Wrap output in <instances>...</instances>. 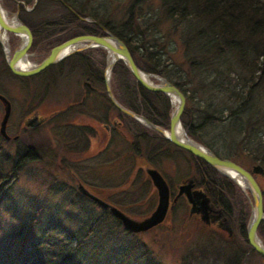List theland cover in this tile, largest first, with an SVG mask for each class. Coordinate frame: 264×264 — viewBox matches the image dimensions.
I'll use <instances>...</instances> for the list:
<instances>
[{
  "label": "rangeland",
  "instance_id": "1",
  "mask_svg": "<svg viewBox=\"0 0 264 264\" xmlns=\"http://www.w3.org/2000/svg\"><path fill=\"white\" fill-rule=\"evenodd\" d=\"M14 1L0 0L1 8L6 12L7 17L11 18L12 15L16 13L17 19L20 21L22 19L24 21L33 20L34 23H38V26H40V29L37 30L40 35L37 36L36 34L31 39V45L27 54V60L30 63L40 60L48 53L50 47L75 36L79 31L87 30L85 28H95L98 29L97 34L101 33V29H99L95 23L89 22V19H91L89 15H85V21L77 20L65 26V20L63 19L64 12L61 10L58 11V5H53L50 10L51 12L46 13V15H41L35 14L34 12L32 13V10L30 11L32 8L31 4L34 0H27V2H24L23 6L27 10H24L21 5H16ZM128 2L129 0H99L95 5V10L98 11L99 14L107 12L109 15H104L105 17L115 15L114 19L119 22L122 19L123 10L126 5H128ZM157 6V0H146L143 5L144 9L141 10L146 16L144 21H146V18L149 17L150 14L145 8H151L155 11ZM53 9L57 12H52ZM24 21L23 23L26 25ZM52 22H54V24H52ZM41 23L47 26L45 25L42 27V25H40ZM5 37L10 51L13 48H17L21 43L19 36L14 33H6ZM87 50H91V55H93L94 60L93 67L97 68L101 81V77L104 75L105 65L107 64L106 52L101 47L86 48L80 52L87 53ZM70 56L72 55L70 54ZM72 59L74 58H69V56H67L62 62L68 63ZM119 62L121 61H117L110 70L109 86L110 89L114 88V92L117 96L123 97L122 88L119 85L124 78L122 73H119L120 69L123 67ZM7 71L6 67L3 68L0 64V91L4 92V95L9 99L11 107L5 126V133L8 138L5 139L0 134V174H2L0 175V184L3 185V188L9 187V191L5 192L4 190V198L0 203V259H5L3 260L6 262L5 264L9 263L6 259H12V255L9 254L10 250L15 253L20 248H30V242L28 240L26 243L20 242L21 233L17 230L20 222L18 219L14 220L13 215L16 217L18 214L22 215L25 212L28 214L25 218L27 220L26 223L29 224V220L31 221L29 215L31 211H33V207L30 208V210L28 209L31 204L37 207L39 204L43 203L41 221L44 222L40 224H38L40 221L34 223L32 229L29 228L30 225L24 226L27 227L29 233H31V231L35 233L40 232L44 224L52 221L62 224L68 230L73 231L75 225L68 222L67 218L68 216L71 217L75 210H79V212L85 215L87 213L91 220L95 219L97 221L98 218L101 217V207L90 201L88 197L76 187L74 188L73 184L79 183L84 189L88 190L86 186L89 185L88 183H101L100 178L104 171L100 170L93 172L97 163L95 157H90V155L102 148L103 140L106 139L103 130L104 127L101 124L97 121H93L89 116L83 115L84 117H82V115L76 111H72L73 113L68 111L65 117H68L71 113L69 117L74 116L73 121L75 123H88L91 125L95 131L93 137H89L87 132L83 131V133L81 131L82 129H77L75 127L64 129L63 131L62 127L59 126L58 120H60V118L58 117L56 119L57 123H55L56 126L50 127V123L52 122H47L44 123L42 127H39L45 121L44 118L47 119L53 110L62 108L67 102L72 103L79 96L80 78L78 74L75 73V68L72 75H64V77L60 75L57 76L53 73V78H50L51 80L48 81L49 84L43 88L37 84L40 80L33 82L31 94L13 89V84H9L10 77H7L9 76ZM39 75L38 78L47 76V74ZM4 81L5 83H3ZM115 81L119 87L116 88V90L113 86V82ZM153 81L156 82L155 79ZM95 85L103 89L102 83L99 85L95 82ZM103 94L105 95L104 92ZM102 98L101 95L97 94L95 103L97 105L101 104ZM167 102L169 106L167 113L169 114L173 109V105L168 96ZM85 107L87 108L86 104ZM31 108H35L33 111H37L38 115H36V113L31 114L32 112H29L32 111L30 110ZM94 112L98 114V111ZM2 113V104H0V119ZM35 116L37 120L34 121L36 122L34 126H27L26 122ZM138 124L140 125V123ZM206 130L208 132L207 134L204 132ZM194 132H196V137H191L186 134V132L185 134L198 144H202V146H205V143L209 145L212 144L213 149L219 152L224 151L221 142L217 140V132H214L213 129L209 130L207 127L204 130H195ZM61 135L63 137H61ZM86 136L89 137V149L79 152L84 142L82 140H84ZM224 144H226V142ZM111 149L112 146H109L108 153ZM116 149L117 148H115V152ZM75 151H77L79 159L75 158ZM25 155L32 159H24ZM221 156L224 155L221 154ZM232 156L235 157L233 159L230 157L226 158L235 161L245 169H249L252 165L258 164L244 154L234 153ZM17 161L23 162L22 164L20 163V166L18 164V166L15 167L16 172L14 175L9 174L11 172L9 170L13 169V162L17 163ZM130 162H132V159H130ZM77 166L78 169H76ZM67 167H70L76 173L79 172L81 175L79 173L77 174L81 181L84 180L85 183L83 181H78L76 178L73 182ZM130 167L131 164L127 163L128 176L131 172ZM135 167H140V170H144V168L153 166L147 162H141V160L138 159L134 168ZM110 171L107 170L106 172L108 173ZM215 171L221 174L222 177L227 178L224 179L219 175H215L222 185H225V189H221L220 193H222V195L224 194L223 197L226 199L227 203H225L228 206V214L233 221V226H237L235 221L239 220L241 216L245 218L246 225L251 209V197L248 190L246 188L242 189L224 174L217 170ZM184 172H186V170L182 167L181 173L176 172L174 176L170 174L169 176H165L166 181L170 183V187L173 186L176 189L177 185H180L182 181L188 179L185 178L187 173L183 174ZM254 178L258 186L263 190L262 196L264 200V175L255 174ZM134 191L135 192L128 191L127 194H115L111 197L105 196V198L109 200L105 202L110 204V201H112L118 205L124 204L125 206H123L122 209L117 208L134 219H141L154 209L157 201V193L155 190H151V192L150 189L146 192V190L142 188ZM89 192L95 195L94 191ZM99 198H101L102 201L105 199L104 197ZM13 209L14 211L12 212ZM75 213L77 214V211ZM187 213L188 207L185 208L182 207V205L174 208L171 207L160 223L138 232L125 229L117 219H115L116 223L113 224V220L108 217V219H106L107 221H102V224L103 229H108L109 227V235L102 239V241L95 243L93 241L90 246H86L84 251L86 253L88 252L89 255L87 256L90 260H88L86 256H83L84 259L86 257L85 264H236V262H239L238 264L242 262L245 264H264V260H261V256L257 253H248L247 250H238V248H235L232 244H228L227 240L223 242L225 234H215V238H213V247L204 250L203 246L206 244V237L204 234L205 227L196 218H188ZM39 225H41V228ZM235 236L238 238L239 246H242L245 241L240 236V233L238 232V235L235 234ZM257 236L264 245V227H262V223L257 227ZM222 242L225 244L224 248L218 246ZM95 245L100 250V253L97 252L98 255H93L91 252V247L94 249ZM221 251L224 252L218 253ZM143 252L144 255L147 256L141 258ZM2 256L5 257L1 258ZM234 259L236 262H234ZM105 261H107V263Z\"/></svg>",
  "mask_w": 264,
  "mask_h": 264
},
{
  "label": "trees",
  "instance_id": "2",
  "mask_svg": "<svg viewBox=\"0 0 264 264\" xmlns=\"http://www.w3.org/2000/svg\"><path fill=\"white\" fill-rule=\"evenodd\" d=\"M62 1L78 15H89L121 39L141 70L166 78L182 92L185 105L180 122L186 134L196 137L195 130L213 129L224 150L219 152L213 149L212 144L205 143L215 155L233 159L234 153L244 154L264 171V0H157L155 11L145 8L150 12L146 21L141 11L146 0H129L119 22L114 19L115 15L105 17L109 15L107 12L99 14L95 10L99 0ZM53 5H58V11L64 12L65 26L77 21L56 0H36L31 12L46 15ZM52 12L57 11L53 9ZM24 22L33 36L40 35L38 23L33 20ZM40 25L45 26L43 23ZM97 30L89 31L97 33ZM75 57L73 54L69 58L74 59L68 63H63V59L41 73L48 72L51 76L58 73L62 77L72 75L76 67ZM119 64L123 67L119 71L124 76L119 83L123 97L117 96L114 88H111L116 100L153 123H161L169 110L167 96L143 88L125 65L122 62ZM100 83L97 81V84ZM113 86L115 90L119 88L116 81ZM101 96V107L118 111L109 103L103 91ZM120 116L139 125L126 115L120 113ZM204 132L208 133L207 130ZM24 159L29 160V157L25 155ZM22 162H13L9 174L14 175L15 167ZM206 173L214 186L220 183L215 175L222 177L221 174L211 168ZM224 186L222 189H225ZM4 190L9 191V187L3 188L0 184V203ZM223 196V206L226 207ZM30 208L33 211L29 215V224L26 223L28 214L25 212L16 217L13 215V219L20 222L17 228L21 233L20 242L26 243L28 240L30 248L23 247L15 253L10 250L12 259H6L8 264H85L86 257L90 260L88 252L84 251L86 246L93 241H102L109 235V227L103 229L102 221L110 217L112 223H116L105 209L101 210V217L97 221L89 219L87 213L85 215L75 210L67 218L75 225L73 231L52 221L44 224L40 232L29 233L24 226L30 225L32 229L34 223L44 222L41 221L43 203L37 207L31 204ZM261 223L264 227V221ZM235 224L243 237L245 218L241 216ZM99 251L96 245L94 249L91 247L93 255ZM141 255V258L147 256L144 252ZM83 256H86L85 259ZM3 260L0 259V264L6 263Z\"/></svg>",
  "mask_w": 264,
  "mask_h": 264
},
{
  "label": "flooded vegetation",
  "instance_id": "3",
  "mask_svg": "<svg viewBox=\"0 0 264 264\" xmlns=\"http://www.w3.org/2000/svg\"><path fill=\"white\" fill-rule=\"evenodd\" d=\"M14 2L16 3V5H21L24 10H27L23 6L24 2H27L26 0H15ZM31 5H33V3ZM33 7L30 9V11L33 9ZM3 13L7 19H10L9 17H7V14L4 10H3ZM80 16L86 17L82 15ZM76 19L78 21H85V20H80L77 17ZM89 22H92V21H89ZM26 26L28 27L27 24ZM85 29L87 30L79 31V33L76 34L75 36L82 35V34H97L95 32L89 31L90 28H85ZM6 33H10V32H5V35ZM32 38H33V35L31 33V39ZM5 48L7 49V51H5ZM29 48L22 58L27 59ZM86 48H95V47H85L84 49ZM15 49L16 48H13L10 51V48L8 47L7 42L6 41L2 42L0 38V64L2 65L3 68L6 67V71L8 70L7 73L9 76L7 77H10L9 84L11 83L13 84V89H16V91H21L23 93L26 92V93L31 94L33 90L32 83L38 80L40 81H38L37 84H39L41 88L46 87V85L49 84L48 81L51 80L50 78H53V76H51L52 74L45 72L47 76L38 78L40 76L39 74L43 72L48 66L53 65L55 63L50 64L46 66L45 68H43L42 70L36 73H33V74H29L25 76L15 75L8 69L7 64H6V61L8 59H11L12 53ZM84 49H80L73 53L76 55L75 73L78 74L80 78V82H79L80 87L78 91L79 96L72 103L67 104L66 107L53 110L49 114V117L47 119L43 117L45 121L39 127H42V125L47 122H52L50 123V127L56 126L55 123H57L56 119L58 117L60 118V120H58L59 126L62 127L63 131L64 129L75 127L77 129H82L81 130L82 132L83 131L87 132L89 137H93L94 132H95L94 128L88 123H75L73 121L74 116L69 117L70 114L73 113L72 111H76L77 113L81 114L82 117H84L83 115L89 116V118H91L93 121H97L99 124H101L104 127L103 130L105 132L106 139L103 140V147L98 149L94 154L90 155V157L92 156L95 157L96 163H97L93 172L100 171V170L104 171L100 178L101 183H96V184L88 183L89 185L84 184L87 186V189L91 192L94 191L95 196L97 195L98 198L99 197L105 198V196L111 197L115 194H123V193L127 194L128 191L135 192L134 190L139 189V188L146 190V192H148L149 189L150 191L151 190L156 191L155 187L151 183V180L149 179L148 175L145 172L146 168H144V170L143 169L140 170V167L134 168L136 161L140 159L141 162H147L148 164H151L160 173V175L166 182L167 189L169 191L168 193H169V203H170L169 207L166 210V213L171 207L174 208L179 205H182V207H185V208L188 207V213H187L188 218H192V217L196 218L205 227L204 234L206 237L205 238L206 244L205 246H203L204 250L213 247V242H214L213 238H215L214 237L215 234H218V235L225 234L224 235L225 239H223L222 237L223 242L227 240L228 244H232L233 246H235V248H238V250H243V251L247 250L248 253L250 252L257 253L254 249L251 248V246L248 244L246 240V225L245 224L243 227L244 236L243 237L241 236L244 239L245 243H243L242 246H239L238 238L235 236V234L238 235V229H237L238 226L236 227L233 226L232 224L233 221L230 215L228 214L229 213L228 206L226 207L223 206L222 193H220V190L222 189V183L220 182L219 184H217V186H214L212 181L209 182L208 177H207L208 175L206 173V170L208 168H211V169H214V168H212L202 159L191 154L189 151L171 143L166 138H164L159 132L153 130L152 128L146 125H143L141 123L140 125H137L135 123L129 122L128 119L123 118V116H120V113H121L120 111H111L110 108L106 110L105 108L101 107V104H99L100 105L99 106L95 103L96 95L97 94L101 95L102 91L105 93L104 84H103V76L101 77V83L103 84V90H102L98 86L95 85V82L97 83V81H100V77H99V72L97 71V68L93 67L94 60H93V55H91V50H87V53H81L80 51ZM40 60L35 61L33 63H37ZM18 61L19 60H17L15 63H17ZM55 74L57 76L59 75L58 73H55ZM0 75H1V72H0ZM0 80H1V77H0ZM3 83H5V81ZM0 93L4 95V92L0 91ZM12 97H13V94H12ZM85 104L87 105V108L85 107ZM9 105H10V101H9ZM30 110H32V111H29V112H32L31 114L36 113V115H38L37 111H33L35 110V108H31ZM68 111H71V113L69 114L68 117H65L66 114H68ZM94 111H98V114H96ZM169 115H170V112L169 114L167 113V117H165L162 120V122L158 124L153 123L148 118H146L144 115L142 116H144L151 123L161 127L162 129L167 130L168 125H169ZM35 117H34L35 119L34 121L37 120V117L36 118ZM49 120H52V121H49ZM34 121L28 124L29 127L34 126V124L36 123ZM30 129H34V128H30ZM61 137L63 136L61 135ZM89 137L86 136L85 139L82 140L84 142L82 144V148L79 149V152L89 149V141H88ZM77 142H80V141H77ZM118 145H121V146H118ZM109 146H112V149L108 153ZM115 148H117L116 152H115ZM28 155H29V152H28ZM75 155H76L75 158L79 159L77 155V151H75ZM221 158H224V157H221ZM130 159H132V162H130ZM127 163L131 164V167H130L131 172L129 176L127 175ZM153 164H155L156 166ZM182 167L186 170V172H184L183 174L187 173L185 178H188L190 180V191H195V190L202 191L209 198L210 203L215 207V210H212L209 214L206 215L207 216L206 221L201 219L200 212H190L191 206L188 205V203L186 202V198L183 194H180L175 199V201L172 202V199L178 192L179 186L181 184L177 185L176 189L173 186L170 187V183L169 181H166L165 176H169V174L174 176L176 172L181 173ZM165 168H166V171H165ZM67 169H68V173L71 175L73 182L75 181V178L78 179V181H81L79 175L77 174L79 172L76 173L70 167H67ZM76 169H78V166L76 167ZM107 170L108 171L111 170V171L107 173L106 172ZM254 176L255 175H253V177ZM82 181L84 182V180ZM185 182H189V181L185 180ZM73 185L75 188L76 187L75 184ZM170 188H171V191H170ZM262 191L263 190H261V193ZM88 199L94 202L92 199L90 198ZM107 200L108 199L105 198L103 201L105 202ZM263 201L264 200L262 196V211L264 213ZM110 202L114 206L121 208V209L123 206H125L124 204L118 205V204L113 203L112 201ZM94 203L97 204L96 202ZM97 205L100 206L99 204ZM101 209L107 210L106 208H103V207H101ZM224 218L225 220H223ZM263 221L264 220H261L259 224ZM256 232H257V228H256ZM236 239H237V242H236ZM223 242L219 244L218 246L221 248L222 247L224 248L225 244ZM222 252L224 251H221L218 253H222ZM257 254L261 256L259 253ZM260 258L261 260H264L263 256H261ZM234 262H236L235 259H234ZM238 263L239 262H236V264ZM241 264H245V263L242 262Z\"/></svg>",
  "mask_w": 264,
  "mask_h": 264
},
{
  "label": "water",
  "instance_id": "4",
  "mask_svg": "<svg viewBox=\"0 0 264 264\" xmlns=\"http://www.w3.org/2000/svg\"><path fill=\"white\" fill-rule=\"evenodd\" d=\"M56 1L61 2L78 19L86 20L84 17L79 16L71 7H69L62 0ZM34 4L35 0L33 2L32 7L34 6ZM10 20L6 19L3 10L0 6V30H2L3 32H10L18 35L22 34L24 36V39L20 43L19 47H17L13 51L11 59H8L6 61L8 69L15 75L25 76L36 73L45 68L46 66L56 63L62 60L63 58L67 57L68 55L80 49H84L85 47H101L105 50L106 53L107 51L112 52V54L114 55V59L111 61V63L108 64V66L105 65L103 75L104 91L108 101L121 113L130 116L137 122L159 132L168 141L178 147L189 151L194 156L202 159L212 168L231 179L234 183H236L235 179L233 177H230L227 172H233L232 174L239 176L251 197V209L246 224V240L252 249H254L257 253L264 257V246L262 245L260 239L256 234V228L259 222L261 220H264V213L262 211V189L258 186L255 178L253 177V175L255 174L264 175L262 167L259 164H255L252 165L249 169H245L244 167H242L231 159L221 158L215 155L207 147L202 146L187 137L185 133L184 135L187 140L179 139L175 135V128L178 126L180 129L183 130L179 117L185 105V97L175 85H173L171 82H169L166 78L162 76L141 70L135 64L125 43L93 19H89V21L94 22L101 29L100 34H82L68 38L52 46L49 49L47 55H45L39 62L32 64L27 68H18L16 67L15 62L17 60H20L28 50L31 44V33L28 27L22 22H20L19 19H17L16 13L12 15ZM67 48L69 49L65 51ZM117 61H121L125 65L134 80L143 88L151 91H158L164 93L168 97L174 96L176 98V105L173 106V109L169 115V125L167 128L168 133H165L164 129L151 123L144 116L137 114L132 110L126 108L125 106L121 105L115 99L109 86V75L112 66ZM152 79H155L156 82H154ZM0 103L2 104L3 109L2 117L0 119V134L5 139H7L8 137L5 133V126L10 113V105L7 98L2 94H0ZM34 120L35 119L32 118L28 120L26 124L28 125ZM145 172L156 189L157 201L154 209L147 216L141 219H134L128 216L127 214L123 213L120 209L113 206L112 204L102 201L100 198L90 193L88 190L84 189L79 183H76L75 185L76 188L80 192L85 194L88 198L92 199L101 207L106 208L109 213L115 219H117L125 229L133 232H138L146 230L149 227L160 223L163 220L166 210L169 206V193L167 185L160 173L154 167H147ZM186 181L189 182L184 181L181 183L178 192L172 199V202L175 201V199L180 194H183L186 198V202L189 206H191L190 212H200L201 219L206 221V215L209 214L212 210H215V207L210 203L209 198L202 191H190V180L186 179ZM223 220H225V218Z\"/></svg>",
  "mask_w": 264,
  "mask_h": 264
},
{
  "label": "bare ground",
  "instance_id": "5",
  "mask_svg": "<svg viewBox=\"0 0 264 264\" xmlns=\"http://www.w3.org/2000/svg\"><path fill=\"white\" fill-rule=\"evenodd\" d=\"M7 19V18H6ZM10 20V19H8ZM11 21V20H10ZM0 38H1V41L4 42L5 41V32H3L2 30H0ZM19 38L21 39V42L23 41L24 39V36L22 34H19ZM69 48H67L65 51H67ZM71 49V48H70ZM5 51H7V49L5 48ZM107 55V64L106 66H108L109 63H111V61L114 59V55L112 54V52L110 51H107L106 53ZM31 66V63L26 59V58H22L21 60H19L17 63H16V67L18 68H27ZM170 99V102L171 104L174 106L176 105V98L174 96H170L169 97ZM165 130V133H168V130L164 129ZM175 135L179 138V139H182V140H187V138L185 137L184 135V132L182 129H180L178 126L175 128ZM228 175L230 177H233L236 181V184L239 185V187H241L242 189H245V185L244 183L242 182V180L240 179L239 176L235 175V174H232L233 172H227ZM234 175V176H233Z\"/></svg>",
  "mask_w": 264,
  "mask_h": 264
}]
</instances>
